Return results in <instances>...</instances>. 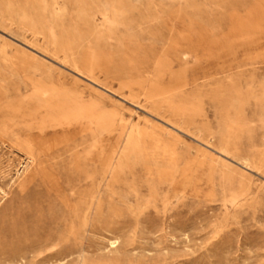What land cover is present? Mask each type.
I'll use <instances>...</instances> for the list:
<instances>
[{"label":"rangeland","instance_id":"1","mask_svg":"<svg viewBox=\"0 0 264 264\" xmlns=\"http://www.w3.org/2000/svg\"><path fill=\"white\" fill-rule=\"evenodd\" d=\"M0 188V264H264V0H0Z\"/></svg>","mask_w":264,"mask_h":264},{"label":"bare ground","instance_id":"2","mask_svg":"<svg viewBox=\"0 0 264 264\" xmlns=\"http://www.w3.org/2000/svg\"><path fill=\"white\" fill-rule=\"evenodd\" d=\"M177 49H178L180 55L184 59L185 58H189L191 56V54H192V50L187 48V47H185V46H183L182 44L178 45ZM75 126L76 125H66V126H63V127L59 128L57 130H54L52 132H48L46 134L36 133V134L29 135L28 138L33 144L38 146L44 152V150H43V146L44 145H47L50 149H52V148H54L55 146H57L59 144H62L64 142H66V141L71 140L73 137L68 135L66 132L62 131V129L66 128L67 132H68V131H71V129L73 127H75ZM40 165L39 166H34L32 164L30 166H27L26 169L24 170L23 174L27 173L30 169H34V168L38 169L40 167ZM42 177L45 180H47V181H53L54 182L56 180V173L52 169L51 171L44 173L42 175ZM28 183H26L22 188H25ZM0 191H2L1 188H0Z\"/></svg>","mask_w":264,"mask_h":264}]
</instances>
